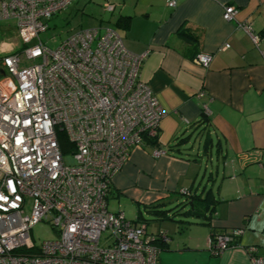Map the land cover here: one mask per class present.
Returning <instances> with one entry per match:
<instances>
[{
	"label": "built area",
	"instance_id": "obj_1",
	"mask_svg": "<svg viewBox=\"0 0 264 264\" xmlns=\"http://www.w3.org/2000/svg\"><path fill=\"white\" fill-rule=\"evenodd\" d=\"M73 1L0 0V20H16L21 43L0 57V264H160L157 240L167 241L166 231L148 232L143 221L110 212L106 198L130 150L159 137L164 113L139 76L145 53L126 49L104 25L77 29L48 47L39 36L47 20ZM114 8L103 3L107 12ZM223 8V19L232 20L235 8ZM238 27L258 44L250 24ZM211 60L204 52L193 58L203 67ZM44 220L58 237L36 246L30 231ZM242 232L213 233L209 251L221 253ZM244 250L253 264H264L256 247Z\"/></svg>",
	"mask_w": 264,
	"mask_h": 264
},
{
	"label": "crops",
	"instance_id": "obj_2",
	"mask_svg": "<svg viewBox=\"0 0 264 264\" xmlns=\"http://www.w3.org/2000/svg\"><path fill=\"white\" fill-rule=\"evenodd\" d=\"M105 1L115 5L112 23L130 18L120 36L126 49L145 53L139 76L164 113L157 142L131 149L113 175L107 205L110 198L116 208L108 210L158 221L155 211L178 204L181 189L206 195L209 209L157 222L168 235L159 263L253 264L245 247L264 255V0ZM227 5L236 10L232 20L222 17ZM243 23L259 35L257 45ZM16 43L1 41L0 54ZM199 52L212 54L208 67L193 62ZM184 136V145L173 146ZM238 228L232 246L209 251L213 233Z\"/></svg>",
	"mask_w": 264,
	"mask_h": 264
},
{
	"label": "rangeland",
	"instance_id": "obj_3",
	"mask_svg": "<svg viewBox=\"0 0 264 264\" xmlns=\"http://www.w3.org/2000/svg\"><path fill=\"white\" fill-rule=\"evenodd\" d=\"M105 0H76L70 3L66 9L60 13L52 16L47 20L48 29L41 33L40 39L46 42L47 46L54 48L60 39L65 38L71 32L85 27H98L100 25L110 26L116 29L119 34L123 36V29L114 25L113 19L116 17V12H107L103 9V3ZM115 11V10H114ZM54 38L55 42L51 41ZM20 42V39L16 33V20L15 19H3L0 20V42L1 41ZM16 45H18L16 43ZM13 47L11 50L18 48ZM4 54V53H3ZM0 54V57L3 55ZM66 164H73V159L69 155L64 156ZM108 209L113 211L116 208V202L109 198ZM126 218L133 219L134 210L132 209V215L127 213ZM183 219V217H181ZM147 220V218H145ZM157 222L172 223L168 218H162V220H155V218H148L147 231H157ZM30 236L32 242L39 246L43 241L56 239L58 237V231L51 225L50 222L44 220L35 224L31 231Z\"/></svg>",
	"mask_w": 264,
	"mask_h": 264
},
{
	"label": "trees",
	"instance_id": "obj_4",
	"mask_svg": "<svg viewBox=\"0 0 264 264\" xmlns=\"http://www.w3.org/2000/svg\"><path fill=\"white\" fill-rule=\"evenodd\" d=\"M129 21H130L129 17H125V18H122V19L120 18V19L115 21L114 25H117L121 29L126 30V29L129 28V24H130ZM187 138H188V136L178 137L176 139L177 142L173 146H182V145H184V143L187 142ZM145 140H152L154 142H157L155 139H145ZM59 142H60V146H61L62 152L65 154L66 150L69 147V144H68L67 139L65 138L64 134H62V133L59 134ZM110 185H111V183L109 184V189H108V193H107V196H106L107 200H108V194H109V190H110ZM179 194L181 196V201L178 204L174 205L173 207H171L169 209H163V210L160 209V210L155 211V212L158 213L161 218H168V219L176 221V222H184V218H188V216H192V214H191L192 209H195V208L197 209L198 207L200 208V207H203V206L205 208L209 207V206H207V204H204V205L202 204L205 201V199H206V195L201 197L200 194H197L195 192L192 193L188 189H187V193L182 194L180 192ZM181 217H183V219ZM137 218L134 219V221H141L140 219H137ZM142 221L146 224V220H142ZM186 222L189 223L191 221H186ZM146 226H147V224H146ZM159 230H162V229H159ZM166 234H167V232H166ZM167 238H168V235H167ZM166 243H167V241L164 242V241H160V239L157 240V245L161 249L160 252L165 248Z\"/></svg>",
	"mask_w": 264,
	"mask_h": 264
}]
</instances>
